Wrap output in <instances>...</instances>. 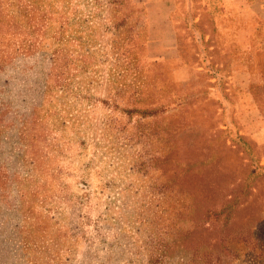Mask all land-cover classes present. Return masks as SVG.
Instances as JSON below:
<instances>
[{
    "label": "rangeland",
    "instance_id": "374dc122",
    "mask_svg": "<svg viewBox=\"0 0 264 264\" xmlns=\"http://www.w3.org/2000/svg\"><path fill=\"white\" fill-rule=\"evenodd\" d=\"M0 264H264V0H0Z\"/></svg>",
    "mask_w": 264,
    "mask_h": 264
},
{
    "label": "trees",
    "instance_id": "16d2710c",
    "mask_svg": "<svg viewBox=\"0 0 264 264\" xmlns=\"http://www.w3.org/2000/svg\"><path fill=\"white\" fill-rule=\"evenodd\" d=\"M163 190H168V187H162ZM187 191L189 192V189H187Z\"/></svg>",
    "mask_w": 264,
    "mask_h": 264
}]
</instances>
